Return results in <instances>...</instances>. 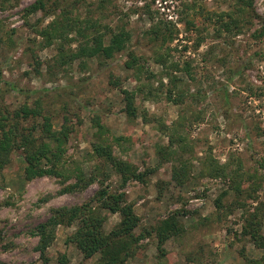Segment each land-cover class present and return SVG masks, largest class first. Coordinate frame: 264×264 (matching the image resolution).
I'll list each match as a JSON object with an SVG mask.
<instances>
[{
    "label": "rangeland",
    "instance_id": "rangeland-1",
    "mask_svg": "<svg viewBox=\"0 0 264 264\" xmlns=\"http://www.w3.org/2000/svg\"><path fill=\"white\" fill-rule=\"evenodd\" d=\"M37 1L0 0V94H4L6 104L16 108L36 97L25 98L6 81L23 90H41L38 94L44 97V107L53 116L56 128L63 123L68 104L75 127L68 143L69 154L88 178L99 174L96 166L102 167L90 157L96 137L89 109L101 113L112 134L130 137L129 143L115 151L118 157L135 164L138 171L147 172L144 181L133 179L122 188L134 202L142 226L155 224L175 210L185 211L179 220L187 231L172 242L167 264H251L239 253L243 246L250 258L264 254V249L248 238L237 239L252 207L264 203V179L253 197L246 179L249 174L264 176V0H254L253 7L243 13L237 10L238 0H57L72 10V16L99 20L106 43L113 32L129 31L128 47L143 57L146 68L155 74L150 81L145 75L138 80L134 71L125 67L124 53L107 60L86 59L82 70L79 61L58 64L61 42L44 46L33 25L39 20L42 28L61 12H49L55 9L56 0H43L45 9L26 16V8ZM224 12L232 13L230 19L226 18L232 23L231 30L218 21L217 16ZM160 22L170 23L168 29L176 31L173 41H165L163 36L155 38L152 28ZM162 46L171 47V59L179 62V68L172 72L175 82L154 60L164 51ZM65 47L75 50L77 43ZM38 61L40 73L35 67ZM111 74L123 76V86L133 90L139 83L148 82L160 98L137 97L139 113L131 119L119 88L109 84ZM167 89H173L175 95L184 91V100L179 104L169 101ZM144 111L152 121H145ZM182 121L185 123H179ZM164 126L180 134L182 140L177 142L171 161L161 163L158 147L170 143ZM184 146L187 150L183 151ZM209 155L227 165L228 172H237L245 179L241 195L228 189L229 182L202 175ZM180 160L189 161L187 182L182 186L173 182L160 192L159 182L171 180ZM24 167L20 153L15 152L11 166L0 178V264H58L61 253H67L72 264L85 262L79 249L67 243L76 223L58 225L55 240L45 254L38 249L37 228L57 209L89 201L101 188L102 175L89 185L68 191L76 177L66 182L50 176L27 180ZM106 170L110 177L105 185L119 186V175L109 165ZM224 190L228 194L220 197ZM119 220L118 214H109L106 228ZM155 242L151 238L143 240L141 253L128 264H154L158 254ZM191 253L195 259L189 263L187 256Z\"/></svg>",
    "mask_w": 264,
    "mask_h": 264
},
{
    "label": "trees",
    "instance_id": "trees-1",
    "mask_svg": "<svg viewBox=\"0 0 264 264\" xmlns=\"http://www.w3.org/2000/svg\"><path fill=\"white\" fill-rule=\"evenodd\" d=\"M53 3H55V9L53 11L49 10V12L61 13L42 28H39L40 21H36L33 30L38 36L42 37V43L46 47L56 41L61 42L57 56L58 64L69 65L79 61L82 70L87 65L86 59L101 57L107 60L113 58L117 53H124L127 57L124 62L125 67L128 70H133L138 80H141L144 75L147 81L155 77V74L147 69L142 62L144 58L137 56L128 47L127 44L131 39L129 31L122 29L113 32L106 43V36L101 31L102 27L99 20L92 17L79 18V16H72V10L62 7L57 0ZM253 5L254 0H238L236 7L238 12L243 13L247 12ZM45 8L46 3L43 0H38L26 8V16ZM231 15V12H224L217 16L219 23L227 30H231L233 27L231 21L226 20L227 16L230 19ZM26 22L31 25L28 19ZM234 22L237 23V21ZM169 25L168 22L165 24L160 22L158 26H154L152 32L155 33V38L159 39L163 36L165 41H173V35L176 31L168 29ZM162 26H165V28ZM71 42L77 43L75 50L65 47V44ZM161 49H164V51L158 53L154 60L164 67L169 80L175 82L176 78L172 72L179 68V62L171 59V47L164 48L162 46ZM40 64L38 61L35 65L37 73H40ZM185 71L188 75H191L187 67ZM1 77L0 74V81H2ZM123 80H125L123 76L111 74L109 84L112 87L119 88L125 103L124 110L131 119L137 117L139 113L135 104L137 97L142 96L144 100L150 98L157 100L160 98L157 90L148 82L139 83L133 90L124 87ZM160 83L164 85L162 80ZM5 84L10 85L13 91L22 93L27 99L36 97L31 103L26 101L13 108L6 104L4 94H0V178H2L3 171L11 166L12 156L15 152H19L25 162L24 177L27 180L50 176L66 182L72 177H76V182L69 184L66 188L68 191L89 185L96 181L100 174L102 175V179L99 180L101 188L89 201L72 207L59 208L45 223L38 226L37 234L40 237L38 249L42 254H45L47 248L55 240L58 225L71 226L76 223L77 228L68 237L67 243L75 245L82 253L85 262L83 261L81 264H128L141 253L142 241L147 238L156 240L158 254L157 261L154 264H167V256L170 253L172 242L180 236L183 237L187 231V227L179 220L180 215L185 211L175 210L155 224L142 226V218L136 212L134 202L128 199L127 193L122 188L133 179L144 181L147 172L138 171L135 164L118 157L115 151L116 147L121 148L132 139L124 135L112 134L110 129L103 123L101 113L89 109L96 137L92 143L90 157L97 159L102 167L96 166L99 174L88 178L81 167L75 166V161L69 154L68 143L75 127L68 114V104H65L67 113L64 115V121L59 128H56L53 116L44 107V97L38 94L41 90H23L17 87L15 83L8 81ZM174 93L173 89H167V99L177 104L181 103L185 97L184 91L176 92V95ZM143 116L146 122L152 121L146 111H144ZM179 123L184 124L185 122ZM163 132L168 133L170 143L168 146L158 147L161 163L171 161V155L176 154L175 146L177 142L182 140L181 135L170 130L168 126H164ZM182 149L183 151L187 150V147L184 146ZM108 165L119 175L121 180L119 186L105 185V181L110 177V173L106 170ZM261 166L264 167L263 162H261ZM189 172V161L180 160L179 165L174 166L172 170V181L159 182L161 184L158 187L159 191L163 192L173 182L182 186L187 182ZM202 175L211 179H222L229 182L228 189L234 190L238 196L244 192L242 182L245 179L240 178L237 172H228L227 165L220 164L213 155L206 158ZM246 179L250 183L249 195L253 197L262 187L261 181L264 176L249 174ZM227 194L228 190H224L220 197ZM177 201L182 202L175 199V202ZM220 201L221 198L217 199L216 202L218 210L221 208ZM109 214H118L120 220L110 229H107ZM215 219L219 218L216 217ZM246 221L242 234L237 235V239L248 238L257 248L264 249V203L259 202L252 207V212ZM239 253L251 264H264V254L258 258H250L246 255L244 246L239 250ZM194 256V253L187 256L189 263L194 261ZM58 264H72L67 253L59 255Z\"/></svg>",
    "mask_w": 264,
    "mask_h": 264
}]
</instances>
